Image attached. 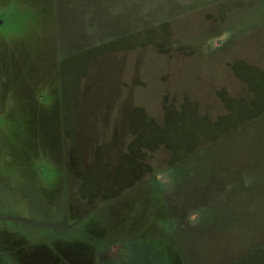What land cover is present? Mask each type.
<instances>
[{"label": "rangeland", "instance_id": "374dc122", "mask_svg": "<svg viewBox=\"0 0 264 264\" xmlns=\"http://www.w3.org/2000/svg\"><path fill=\"white\" fill-rule=\"evenodd\" d=\"M0 264H264V0H0Z\"/></svg>", "mask_w": 264, "mask_h": 264}, {"label": "flooded vegetation", "instance_id": "af4514ba", "mask_svg": "<svg viewBox=\"0 0 264 264\" xmlns=\"http://www.w3.org/2000/svg\"><path fill=\"white\" fill-rule=\"evenodd\" d=\"M118 253H119V251H118ZM115 254H117V253L113 251V252L109 253L110 256L107 255V258H108V257H111V258H112Z\"/></svg>", "mask_w": 264, "mask_h": 264}]
</instances>
